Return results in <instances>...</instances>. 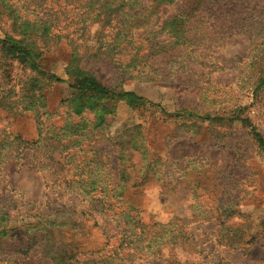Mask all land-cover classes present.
Wrapping results in <instances>:
<instances>
[{
    "label": "rangeland",
    "instance_id": "rangeland-1",
    "mask_svg": "<svg viewBox=\"0 0 264 264\" xmlns=\"http://www.w3.org/2000/svg\"><path fill=\"white\" fill-rule=\"evenodd\" d=\"M3 37L63 81L0 45V264H264V0H0Z\"/></svg>",
    "mask_w": 264,
    "mask_h": 264
},
{
    "label": "trees",
    "instance_id": "trees-1",
    "mask_svg": "<svg viewBox=\"0 0 264 264\" xmlns=\"http://www.w3.org/2000/svg\"><path fill=\"white\" fill-rule=\"evenodd\" d=\"M0 45L3 48L5 54L10 55L12 58L16 59L19 63L35 71L37 74L41 76H48L50 78H53L56 82L63 81L55 74L48 73L44 68L38 65L35 58L33 57L31 48L27 45H24L22 41L15 40L9 37H3L0 38ZM262 81L263 80H261V82ZM69 87L81 94H90L93 96H100V97L103 96L121 97L123 95L131 94L129 92L116 91L113 87L106 86L101 82H99L98 80H96L94 77L88 75L74 77L71 80V82H69ZM188 116H193V115L189 114ZM198 118L203 120H211V121L223 119L220 117L211 118L209 116H204V117L198 116ZM238 120L241 124H245L246 126L250 125L249 119L247 118H238ZM252 135L258 146L262 150H264V140L261 137V135L256 130H253Z\"/></svg>",
    "mask_w": 264,
    "mask_h": 264
}]
</instances>
